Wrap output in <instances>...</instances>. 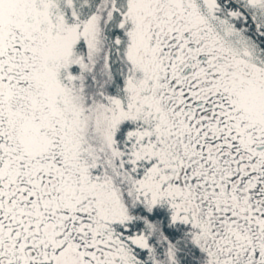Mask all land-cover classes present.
<instances>
[{"label": "snow or ice", "instance_id": "6c2138e0", "mask_svg": "<svg viewBox=\"0 0 264 264\" xmlns=\"http://www.w3.org/2000/svg\"><path fill=\"white\" fill-rule=\"evenodd\" d=\"M0 264H264V0H0Z\"/></svg>", "mask_w": 264, "mask_h": 264}]
</instances>
